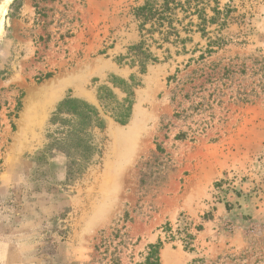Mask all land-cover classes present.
<instances>
[{
	"label": "rangeland",
	"instance_id": "374dc122",
	"mask_svg": "<svg viewBox=\"0 0 264 264\" xmlns=\"http://www.w3.org/2000/svg\"><path fill=\"white\" fill-rule=\"evenodd\" d=\"M146 1L3 0L0 264H134L159 238L162 264H264V0H221L204 35L180 12L187 40L146 39L140 73ZM132 76V97L111 83Z\"/></svg>",
	"mask_w": 264,
	"mask_h": 264
},
{
	"label": "trees",
	"instance_id": "16d2710c",
	"mask_svg": "<svg viewBox=\"0 0 264 264\" xmlns=\"http://www.w3.org/2000/svg\"><path fill=\"white\" fill-rule=\"evenodd\" d=\"M221 0H148L144 5L134 9V17L138 22V28L141 36V41L129 48L128 57L130 59L131 66L139 67L140 73H145L149 65H154L160 62V58L151 51V45L147 44L146 39H150L154 44H156L157 49H162L163 45L155 39V34L160 36L162 43H185L187 39L181 37L180 30L177 28L175 23H180L178 14L180 12L185 13L186 17L196 16L198 19V24L196 25L199 32L207 33L208 25H218L220 28L224 27L228 23L230 14L234 11V8L230 4H226L224 7L220 5ZM214 3V7H210V4ZM208 8L212 12V16L208 14ZM194 23L191 21L189 26H194ZM185 33L191 32L189 27H183ZM124 59L127 57H123ZM119 80V81H118ZM132 83L123 79H117L113 77L111 83L115 88L121 89L128 97L133 96V87L134 85H139L133 83L135 77L130 78ZM104 91L113 96L111 89L107 86L99 87L98 89V99L101 101L104 107H108L110 103H107L105 99ZM74 99H67L59 107V112H62V109L71 104H75ZM118 106L113 107V110H116L117 116L114 117L115 121L121 125L127 124L128 120L131 117L133 100L127 98L124 103H118ZM118 109L120 110L118 112ZM85 112L88 114L86 118L95 116L96 119L100 120L99 114L93 107H88ZM164 231L171 229V225L168 224ZM202 227H199V231ZM186 231L189 228H185ZM171 231V230H170ZM195 241V236L190 233H186V237L183 240V246L186 251H194L193 242ZM165 241L162 238H159L157 243L151 244L147 247L146 251L140 254V260L134 264H162L161 262V250L165 245ZM197 262L203 263V260L194 261V264Z\"/></svg>",
	"mask_w": 264,
	"mask_h": 264
},
{
	"label": "bare ground",
	"instance_id": "6f19581e",
	"mask_svg": "<svg viewBox=\"0 0 264 264\" xmlns=\"http://www.w3.org/2000/svg\"><path fill=\"white\" fill-rule=\"evenodd\" d=\"M4 1H5V0H4ZM8 1H9V0H7V2H8ZM7 2H6V3H7ZM2 3H3V1L1 2L0 6L3 5ZM4 9H5V8H4ZM3 11H4V10H3ZM3 11H1V12H3ZM43 92H44V91H43ZM34 96H35V95H34ZM27 112H28V111H27ZM117 133H118V132H117ZM119 133H120V132H119ZM123 134H124V132H123ZM117 135H119V134H117ZM124 135L126 136V134H124ZM120 136H121V133H120ZM121 137H123V136H121ZM165 257H167V256L165 255Z\"/></svg>",
	"mask_w": 264,
	"mask_h": 264
},
{
	"label": "water",
	"instance_id": "95a60500",
	"mask_svg": "<svg viewBox=\"0 0 264 264\" xmlns=\"http://www.w3.org/2000/svg\"><path fill=\"white\" fill-rule=\"evenodd\" d=\"M2 1H3V0H0V4H1Z\"/></svg>",
	"mask_w": 264,
	"mask_h": 264
}]
</instances>
